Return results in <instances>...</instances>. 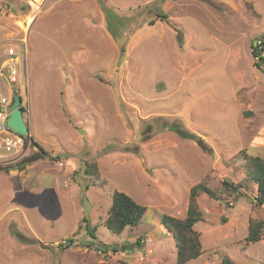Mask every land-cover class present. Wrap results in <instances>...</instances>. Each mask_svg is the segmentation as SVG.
<instances>
[{"label":"rangeland","instance_id":"obj_1","mask_svg":"<svg viewBox=\"0 0 264 264\" xmlns=\"http://www.w3.org/2000/svg\"><path fill=\"white\" fill-rule=\"evenodd\" d=\"M30 1L0 0V31L39 7L26 84L11 88L44 152L0 166V264H179L160 218H183L200 181L216 196L197 197L202 251L183 264H264V224L244 240L250 219L264 221L245 169L246 156L264 161V62L252 53L264 0ZM224 179L244 193L222 191ZM115 190L146 207L119 234L104 224Z\"/></svg>","mask_w":264,"mask_h":264},{"label":"trees","instance_id":"obj_2","mask_svg":"<svg viewBox=\"0 0 264 264\" xmlns=\"http://www.w3.org/2000/svg\"><path fill=\"white\" fill-rule=\"evenodd\" d=\"M158 16L164 17L163 14H157ZM260 44H255L252 46L253 56L259 60V62H264L263 54V45L262 41ZM120 51H123V47L119 48ZM258 63V61H257ZM17 91V90H16ZM22 108V107H21ZM24 112V108H22ZM180 128V136L185 138L194 137L192 132L185 130L180 125H173L168 128ZM32 145L39 146V144L31 140ZM130 150L129 146H126L125 149ZM38 152H44L43 148L39 146ZM39 153V154H40ZM246 176L249 180H253L257 186V194L254 198V201L258 205L264 204V161L259 156H246ZM25 161L21 163L18 167L22 169L25 167ZM96 168V164H93ZM86 163V172L90 171V166ZM245 182H228L227 180L222 181V191H229L235 194H243V188H245ZM206 193L210 198H215L216 189L209 186L204 181H200L192 185L188 193V206L186 214L183 218H177L169 214H162L160 221L162 224L171 232L173 240L176 247V259L179 264H183L186 261L196 258L201 253V241L199 232L194 228L196 222L202 219V213L198 208L197 197L200 193ZM146 207L136 201H134L129 195L123 191H113L111 193V205L108 210V215L104 220L106 227L113 233L119 234L126 227H133L137 225L145 212ZM85 220V217H83ZM263 220H249L248 231L244 238L246 243L256 242L260 240L262 229H263ZM221 264H235L227 258H222Z\"/></svg>","mask_w":264,"mask_h":264},{"label":"built area","instance_id":"obj_3","mask_svg":"<svg viewBox=\"0 0 264 264\" xmlns=\"http://www.w3.org/2000/svg\"><path fill=\"white\" fill-rule=\"evenodd\" d=\"M35 7L32 10V18L36 15ZM5 10L0 8V13H4ZM23 52V55H22ZM26 47L20 46L16 43H11L5 52V57L0 61V76L8 84L19 83L25 85L26 79H20L18 76V61L25 59ZM24 81L23 83H20ZM11 104V97L0 91V166L11 165L18 163L25 159V156L29 149L32 147L31 136L27 133L21 135L13 131L7 125V118L10 113L9 107ZM21 106V105H20ZM22 107V106H21ZM143 255H139V259H143Z\"/></svg>","mask_w":264,"mask_h":264},{"label":"crops","instance_id":"obj_4","mask_svg":"<svg viewBox=\"0 0 264 264\" xmlns=\"http://www.w3.org/2000/svg\"><path fill=\"white\" fill-rule=\"evenodd\" d=\"M22 2H24V0H22ZM26 3L29 4V5H33L32 2L30 0H26ZM0 8H3L5 10L4 13L2 14H5L6 11H7V6L6 5H0ZM88 12V10H86ZM89 14V18L93 19V17L96 18V21L97 23H102L104 20H105V14H104V11H103V8L101 9L100 6L98 5H93L92 9L90 10V13L88 12ZM35 17V16H34ZM33 17V18H34ZM26 20H24L20 25H19V28L16 27V29H5L6 31L5 32H2L0 31V61L2 58L5 57V52L8 48V45L11 44V43H16V44H19L20 46H23V44H25V42L28 41V37H27V34L29 32V29L31 27V23L33 21V18H32V12H30V14H28L26 16ZM0 19H1V16H0ZM22 55H23V52H22ZM24 57V56H23ZM22 57V58H23ZM21 58V59H22ZM21 59H17L16 60L18 61V76L20 79H25V73L23 72L22 68L24 69V71H26V54H25V59L24 61ZM24 81L20 82V83H23ZM4 83L6 86H7V92L8 93H5L7 96H12V89L11 88V84H14V83H11V84H8L7 82H2ZM17 86H24V84L20 85L19 83H15ZM25 84H26V80H25ZM2 90L1 86H0V91ZM16 90V88H15ZM10 91H11V95H10ZM2 92V91H1ZM3 93V92H2ZM24 117V116H23Z\"/></svg>","mask_w":264,"mask_h":264},{"label":"water","instance_id":"obj_5","mask_svg":"<svg viewBox=\"0 0 264 264\" xmlns=\"http://www.w3.org/2000/svg\"><path fill=\"white\" fill-rule=\"evenodd\" d=\"M21 96L20 94L15 90V88L12 89V96H11V104L9 107L10 113L7 118V125L15 132L24 135L28 133V126L26 124V121L23 117V111L21 108ZM83 201L81 203V207L84 212V217H88V211L90 208L89 203L87 202L85 196H83Z\"/></svg>","mask_w":264,"mask_h":264}]
</instances>
